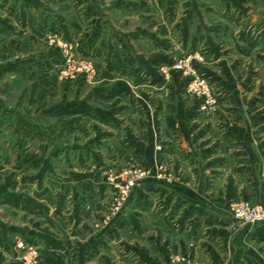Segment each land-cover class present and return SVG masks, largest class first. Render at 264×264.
Returning a JSON list of instances; mask_svg holds the SVG:
<instances>
[{
  "label": "crops",
  "instance_id": "1",
  "mask_svg": "<svg viewBox=\"0 0 264 264\" xmlns=\"http://www.w3.org/2000/svg\"><path fill=\"white\" fill-rule=\"evenodd\" d=\"M90 1L76 0L66 20L97 80L77 81L62 104L77 112L59 131L42 126L40 138L35 124L27 155L13 152L21 193H0V204L28 224L11 237L29 236L41 264H264V224L239 227L230 212L237 201L264 204V0H107L123 38ZM188 55L216 93L212 109L187 97L180 72L160 71ZM128 155L150 177L96 230L112 198L103 171ZM160 160L173 181L154 177Z\"/></svg>",
  "mask_w": 264,
  "mask_h": 264
},
{
  "label": "rangeland",
  "instance_id": "2",
  "mask_svg": "<svg viewBox=\"0 0 264 264\" xmlns=\"http://www.w3.org/2000/svg\"><path fill=\"white\" fill-rule=\"evenodd\" d=\"M33 1L36 3L31 4L27 0H0V193H21L17 183L12 186V182H16L12 173H16L14 167L17 166V159L12 155L13 152L17 153L25 147L27 148L23 150L25 151L24 156L27 155L28 146H32L27 137L28 129L38 124L41 129L38 127L39 130L37 129L34 135L40 138L46 136L42 132L43 127L51 128L52 125L53 132L54 130L59 131L60 125L63 126V122L72 119L71 117L75 114L61 115L56 111L48 114L51 106L59 107V105L74 100L77 81L91 85L95 83L99 74V68L95 63L82 56L80 34L66 20L76 19V0ZM92 2L98 4L101 14L105 15V17L103 15L100 17L101 21L108 24L112 32L116 31L117 38H123V35L126 37L124 31L121 30L122 27H119V24L124 22L122 21L124 18L121 16L116 20L108 13L110 2L91 0L90 4ZM29 11L31 14H28ZM59 16L65 18L67 23L62 26L65 28L59 27ZM197 57L203 61L200 55ZM188 58H190V67L193 69L191 55L175 62L185 61ZM195 60L201 62L196 57ZM18 61L24 62L22 64L25 69L23 66L22 69L5 70L6 66H11ZM171 71L175 70L169 72ZM177 72L188 78L187 84L192 79L190 75H184L182 71ZM187 97L195 96L187 94ZM44 111L47 112L44 113ZM34 135H31L32 139ZM29 149L37 153L42 152L37 145ZM130 165L150 172L134 155H128L124 159L108 164L103 173L112 194L113 189L109 185V179L120 181L125 177ZM171 165L165 160L158 161L154 177L157 178V174L173 176ZM163 177L164 181L174 180V176L173 178ZM132 191L133 189L131 193ZM109 205L102 215V220L95 221L93 227L96 230L103 228L105 225L102 224L107 219H112L108 215ZM13 211L15 210L11 206L0 204V264H10L12 255L18 264H41V249L29 236H18L17 239L11 237L12 227L28 224L27 218L20 216L23 214L13 215ZM169 260L173 264H206L185 257H169Z\"/></svg>",
  "mask_w": 264,
  "mask_h": 264
},
{
  "label": "built area",
  "instance_id": "3",
  "mask_svg": "<svg viewBox=\"0 0 264 264\" xmlns=\"http://www.w3.org/2000/svg\"><path fill=\"white\" fill-rule=\"evenodd\" d=\"M196 58L200 61L202 60L200 57ZM170 70L182 71L184 75H190L192 77L187 84L186 92L190 96H195L201 99V109L203 111L214 107L217 103L216 93L209 80L204 76L195 73L190 67V58L185 61L175 62L170 68H160V71L166 78H168ZM156 150L161 152V146H157ZM128 168L129 170L126 171L125 177L121 178L120 181L117 180L116 182L109 179V185L113 189L112 201L108 208V215L110 217H114L121 211L131 193V190L143 183L149 175L148 171L137 169L133 165H130ZM162 176H164L163 178H173V176L169 174H157L158 179H162ZM230 212L232 219L239 227L264 224V204H255L250 201H237L231 205ZM32 260L34 259L32 258Z\"/></svg>",
  "mask_w": 264,
  "mask_h": 264
},
{
  "label": "trees",
  "instance_id": "4",
  "mask_svg": "<svg viewBox=\"0 0 264 264\" xmlns=\"http://www.w3.org/2000/svg\"><path fill=\"white\" fill-rule=\"evenodd\" d=\"M29 3H36V2H34L33 0H27ZM36 5V4H35ZM29 62V61H28ZM23 64H24V62H22ZM20 61H18V62H16V63H13L11 66L9 65V66H6V68H5V70L7 71V70H10V69H14V70H16V69H18V68H20V69H22L23 68V64H22ZM25 63H27V62H25ZM24 69H25V66H24ZM56 112H58L59 114L61 113V114H76V109L74 108V106H72V107H66V106H64V105H59V107H56Z\"/></svg>",
  "mask_w": 264,
  "mask_h": 264
}]
</instances>
